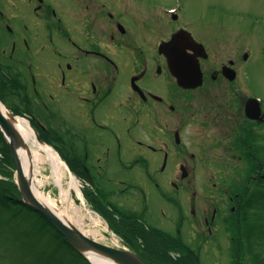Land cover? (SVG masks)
<instances>
[{"label": "flooded vegetation", "instance_id": "af4514ba", "mask_svg": "<svg viewBox=\"0 0 264 264\" xmlns=\"http://www.w3.org/2000/svg\"><path fill=\"white\" fill-rule=\"evenodd\" d=\"M234 15L206 19L187 0H0L5 102L150 264L156 250L204 264L215 246L246 263L228 252L264 191V56Z\"/></svg>", "mask_w": 264, "mask_h": 264}, {"label": "rangeland", "instance_id": "374dc122", "mask_svg": "<svg viewBox=\"0 0 264 264\" xmlns=\"http://www.w3.org/2000/svg\"><path fill=\"white\" fill-rule=\"evenodd\" d=\"M187 3L191 14L206 15V19L216 13L219 15L222 13L235 14L233 17L238 19L240 17V19L244 18V15L247 14V20H249L247 24L251 26L250 38L252 46L258 56H264V0H187ZM257 73H259L258 76L264 78V70L257 71ZM3 93L5 94V91L1 90V100L4 101ZM6 109L13 111L15 114L26 115L25 117H28L27 113L24 114L18 111L13 108V105L12 107L7 105ZM6 148H9L8 143L0 140V168L4 169L8 174H13L12 179L16 184V168L14 165L11 166L10 162L6 159ZM45 168L42 169L44 175L47 178L51 177L52 169L50 165L46 164ZM65 171L68 177L65 180V186L69 188L71 174L67 169ZM0 180L8 182L3 174H0ZM40 189L44 193L51 195L58 202L57 210H66L70 213L69 220L72 222L77 219L72 217L74 210L81 209L86 219V222L83 224L84 228L88 231H98L96 238L93 236L89 237L111 247H128L125 239L111 229L110 222L102 214L93 210L94 208L89 204L82 190V199L73 190L70 198L61 203L62 193L60 187L54 182V179L51 178V181L46 182ZM262 193L264 194V191ZM244 217H249V221L243 225V229L240 231V241L236 240L237 243H235L234 251H230L228 254H231L233 257L235 253L238 254L239 252L238 255H242L241 259L246 261V263L242 264H254L252 262L253 259L247 254L243 240L249 234L250 239L254 243L253 256L264 258V200L253 204ZM92 218H97L99 224H94ZM115 239L118 240V243L114 241ZM187 239L188 237H186ZM240 242L242 243L237 250L238 243ZM234 257L238 258V256ZM202 259L204 264L211 262L214 264H227L229 262V258L223 256L216 249V246L212 254L204 253ZM0 264L88 263L82 257L80 258L75 251L71 250L40 215L32 212L24 205H19L13 213L8 211L0 212ZM228 264L234 263L230 261Z\"/></svg>", "mask_w": 264, "mask_h": 264}, {"label": "water", "instance_id": "95a60500", "mask_svg": "<svg viewBox=\"0 0 264 264\" xmlns=\"http://www.w3.org/2000/svg\"><path fill=\"white\" fill-rule=\"evenodd\" d=\"M180 39V38H179ZM165 53L172 58V72L177 76L179 83L183 86L194 81L193 74L186 76L184 70L181 69V55L177 56L173 50H167ZM198 69V67H197ZM195 71L196 68H195ZM199 71V69H198ZM200 74V72H199ZM5 107L0 102V133L5 137L16 168V184L21 193L22 202L41 214L64 238L65 240L80 254L94 264L89 255L93 256L96 261L101 264H149L142 259L134 251L126 248H115L95 241L81 232L77 227L61 220L53 211L42 205L34 196L30 182L25 177L21 159L18 154V134L11 121L16 117L9 112L10 118L3 110ZM37 141L41 142L39 137Z\"/></svg>", "mask_w": 264, "mask_h": 264}, {"label": "bare ground", "instance_id": "6f19581e", "mask_svg": "<svg viewBox=\"0 0 264 264\" xmlns=\"http://www.w3.org/2000/svg\"><path fill=\"white\" fill-rule=\"evenodd\" d=\"M6 115L10 118L9 113L3 109ZM13 126L17 131L18 137V154L21 159V163L23 166V171L25 177L30 182L33 194L36 199L45 207L49 208L53 211L61 220L66 223H70L71 225L77 227L81 232H83L87 236H98V231L94 230H86L83 224L86 222L84 213L81 209L75 211L72 217L77 218L76 221L72 222L69 220V212L66 210H57L58 202L51 196L44 193L40 187L44 185L46 182L51 181V178L54 179V182L60 187L62 200L66 201L70 198L72 191H76L77 194L82 199V195L79 187L71 180L70 187L65 186V180H67L66 166L61 161L59 156L44 143L37 141V136L32 128V126L21 118H16L12 120ZM46 164L50 165L52 169L51 177L44 175L42 169H46ZM42 176H44L42 178ZM41 178V179H40ZM67 209V208H65ZM94 224H99V220L97 218H92ZM118 243V240H114ZM91 261L94 264H101L94 259L93 256L89 255Z\"/></svg>", "mask_w": 264, "mask_h": 264}, {"label": "trees", "instance_id": "16d2710c", "mask_svg": "<svg viewBox=\"0 0 264 264\" xmlns=\"http://www.w3.org/2000/svg\"><path fill=\"white\" fill-rule=\"evenodd\" d=\"M16 113H18V112H16ZM0 140L5 142V138L2 136V134H0ZM5 156H6V159L10 162V165L13 166L14 163H13L9 148H6V155ZM0 174H3L5 176V178H7V180H8V182L0 180V212L1 211H8V212L13 213L15 211V209L17 208V206L24 205V204H22V202L20 200V194H19L18 188H17L16 184L14 183V180L12 179L14 175L11 173L10 174L6 173L5 170L1 169V168H0ZM259 197L260 198H258V200H256V201H260V200L263 201L264 200V194L263 193H261L259 195ZM24 206H26V205H24ZM27 208L33 212L32 209H30L29 207H27ZM40 217L42 218V216H40ZM42 219L54 231H56L44 218H42ZM115 230H116V233H118L119 235H121L125 239V241L127 242V244L130 247H132L133 249L135 248L134 245L132 244L134 242V235H135L133 230L127 229V231H128L127 236L123 232H122L123 233L122 234L117 229H115ZM56 233L71 250L75 251L57 231H56ZM77 254L80 256V258L82 257L79 253H77ZM146 259H149V260L156 259L160 264H183L182 260L175 259L171 254H169V252H166L164 250H156L155 255L150 256V258L147 257ZM257 262H259V264H264V262L261 263L260 259H257Z\"/></svg>", "mask_w": 264, "mask_h": 264}, {"label": "snow or ice", "instance_id": "6c2138e0", "mask_svg": "<svg viewBox=\"0 0 264 264\" xmlns=\"http://www.w3.org/2000/svg\"><path fill=\"white\" fill-rule=\"evenodd\" d=\"M179 55H181V53L178 51V52H177V56H179Z\"/></svg>", "mask_w": 264, "mask_h": 264}]
</instances>
